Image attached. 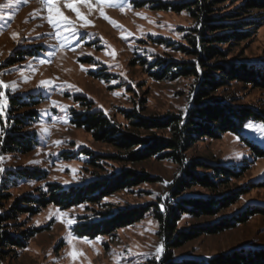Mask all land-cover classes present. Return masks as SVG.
Wrapping results in <instances>:
<instances>
[{
    "label": "rangeland",
    "instance_id": "374dc122",
    "mask_svg": "<svg viewBox=\"0 0 264 264\" xmlns=\"http://www.w3.org/2000/svg\"><path fill=\"white\" fill-rule=\"evenodd\" d=\"M134 1L117 0L115 5H99L92 0L91 9L78 3L80 12L91 21L81 27L83 21L65 7L66 0H58L64 15L75 22V38L63 28L56 29L48 23L47 7L41 0H21L0 9V13L5 14L0 18V81L7 85L0 86V92L4 93L0 109V212L25 204L20 201L23 196H40L49 183L67 188L108 176L123 167L158 178L156 182L141 183L131 190L107 196L102 206L59 209L47 205L36 214L16 212L9 229L37 231L25 247L0 245V264H158L160 261L164 245L151 214L117 230L114 236H98L99 240L73 231L77 217L93 214L92 210L144 205L157 198L164 199L178 170L177 165L168 160L150 158L136 163L123 160L124 151L94 139L89 131L71 121L73 111L86 109L81 98L89 101L92 109L103 112L127 129L132 126L124 110L134 107L146 117L186 112L198 84L190 77L158 80L154 76L157 67L152 64L158 58H189L175 47L185 43L183 35L194 25V20L185 11L175 13L151 8L158 1L179 0H141L143 6H135ZM0 3H7V0H0ZM237 4L219 6L226 11ZM101 8L110 20L101 16ZM260 13V22L247 27L249 37L217 44L225 55L215 60H257L264 64V10ZM57 31L61 33L59 36ZM13 33L18 35L13 38ZM41 81L50 83L43 85ZM213 94L236 106L264 110V90L241 82L233 81ZM14 96H19L18 100L32 101L31 107L38 111V121L29 128L36 132L37 144L25 154L1 149L7 131V113L15 102ZM252 123L264 125L260 121ZM138 133L168 135L165 130L141 129ZM243 133L255 142L264 143V134L258 131L245 127ZM186 154L188 158L212 163L247 164L240 178L220 186V193L246 188L264 177V158L253 159L246 143L232 133L223 134L219 139L199 140ZM22 168L42 170L46 176L30 177L19 172ZM187 192L202 196L212 193L199 187ZM251 203L264 204V187L249 190L216 216L183 217L178 226L189 228L218 221L224 216L229 218ZM27 204L35 205L33 202ZM69 220L73 223L69 224ZM239 247L264 248V215L251 216L218 234L201 235L174 249L173 254L175 259L206 260ZM73 250L83 254L73 259L68 255Z\"/></svg>",
    "mask_w": 264,
    "mask_h": 264
},
{
    "label": "trees",
    "instance_id": "16d2710c",
    "mask_svg": "<svg viewBox=\"0 0 264 264\" xmlns=\"http://www.w3.org/2000/svg\"><path fill=\"white\" fill-rule=\"evenodd\" d=\"M144 2L135 0V6ZM229 3L231 10L224 11L219 5ZM153 9L175 13L185 11L194 20V25L183 35L185 43H178L175 49L188 56L176 60L158 58L156 79L175 80L180 77L193 78L197 83L194 95L184 114L169 113L161 117L143 116L137 108L124 110L130 119L131 129L113 122L103 112L91 108L85 98L84 111H73L71 120L78 127L89 131L94 139L107 142L125 152L123 160L136 163L156 158L168 160L177 165V173L168 185V195L144 205L125 206L117 209L92 210L93 214L77 217L73 231L81 236H114L116 231L142 220L151 214L157 222L158 235L163 240L164 252L158 264H264V248L232 249L224 254L206 260L189 257L174 258L173 250L201 235H214L236 227L249 217L264 215V204L251 203L235 216L222 217L208 224L180 228L183 217H213L223 209L235 204L239 198L253 188L264 187V177L255 180L246 188L219 192L229 180L240 178L247 164L212 163L206 160L188 158L186 151L197 141L219 139L223 134L232 133L245 142L253 159L264 158V143L255 142L243 133L245 125L264 122V110L254 106H236L222 96L213 93L233 81L241 82L264 90V64L257 60H236L232 62L215 60L224 57V50L217 44L246 39L250 35L247 27L256 26L264 10V0H179L158 1ZM255 12V13H254ZM14 96L15 102L8 109L7 131L3 137V152L25 154L37 144V135L29 128L38 121V111L31 107L32 101ZM28 106V108H26ZM23 110V111H22ZM140 110V109H139ZM168 131V135L150 134L143 136L138 130ZM246 160L250 161L247 157ZM21 174L41 178L46 172L38 169L22 168ZM144 171L123 167L108 176L95 178L90 182L65 188L58 183H49L38 197L23 196L25 204L0 212V245L4 247H25L30 237L37 231L12 227L16 212L36 214L42 207L54 205L67 209L80 205L91 208L102 206L105 197L122 190H131L141 183L156 182ZM212 192L206 196L187 192L194 188ZM33 202L35 205H28ZM5 228V229H4ZM2 252V250H1Z\"/></svg>",
    "mask_w": 264,
    "mask_h": 264
},
{
    "label": "snow or ice",
    "instance_id": "6c2138e0",
    "mask_svg": "<svg viewBox=\"0 0 264 264\" xmlns=\"http://www.w3.org/2000/svg\"><path fill=\"white\" fill-rule=\"evenodd\" d=\"M21 0H7V3H0V9L8 8L11 7L13 4H18L20 3ZM26 2V0H24ZM41 3L44 4L47 7V12H48V23L53 26V28L60 29L63 28L66 34H71L73 38H75V22L71 20L68 16L64 15V13L61 11V9L58 7V0H41ZM78 3H82L86 5L89 9L93 7L92 0H71V2H68L66 0L65 7L71 9L73 12L76 13V16L78 19L82 20L83 23L80 25L81 27L87 26L88 24L91 23L90 20L86 19L83 14L80 12L79 8L77 7ZM96 3L99 5H115L117 3V0H96ZM124 9L121 8V11ZM100 14L103 16L105 19H109L103 11V8L100 9ZM5 14L0 13V18H3ZM113 24H115V21H111ZM57 36H59L61 33L57 31ZM13 38H15L18 34L13 33ZM68 38V35H65V39ZM114 54V53H113ZM50 81H41V84L43 85H48ZM0 86L7 87L2 81H0ZM4 93L0 92V109H2V106L4 104ZM246 128L255 130L260 132L261 134H264V125H255L253 123H248L245 125ZM45 131H47L45 129ZM55 143H60V141H56ZM63 215V214H62ZM69 224L73 223V221L69 220ZM100 238L97 237V240ZM161 249H157L159 252ZM83 253H78L76 250H73L68 253L70 257L73 259H76L78 255H82Z\"/></svg>",
    "mask_w": 264,
    "mask_h": 264
}]
</instances>
